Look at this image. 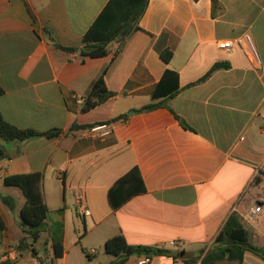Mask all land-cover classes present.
<instances>
[{"label":"crops","instance_id":"0c3cea01","mask_svg":"<svg viewBox=\"0 0 264 264\" xmlns=\"http://www.w3.org/2000/svg\"><path fill=\"white\" fill-rule=\"evenodd\" d=\"M109 1L0 0V110L20 128L63 129L53 138L2 141L7 157L0 160V190L8 175L44 174V200L64 223L63 257L53 259L47 243L53 264H110L115 258L105 243L118 234L131 245L169 251L152 264H203L232 214L241 218L251 243L263 247L264 0H218L215 15L212 0H149L141 30L123 44L114 42L104 57L56 46L79 47ZM246 35L261 66L239 43ZM224 40L235 44L222 49ZM168 48L169 63L161 57ZM215 64L223 66L194 84ZM104 68L115 95L83 113L88 88ZM167 69L179 76L181 90L154 99ZM150 104L156 107L141 111ZM74 124H107L112 132L92 138L90 128L72 130ZM133 167L146 191L114 209L109 190ZM5 187L0 193L16 191L11 197L20 203L12 211L0 198L7 224L1 248L11 245L4 239L9 221L3 208L15 222L26 201L22 190ZM257 202L258 220L249 221ZM14 256L16 264L19 252ZM242 264L264 259L246 252Z\"/></svg>","mask_w":264,"mask_h":264},{"label":"trees","instance_id":"16d2710c","mask_svg":"<svg viewBox=\"0 0 264 264\" xmlns=\"http://www.w3.org/2000/svg\"><path fill=\"white\" fill-rule=\"evenodd\" d=\"M215 15V9L218 6V0H212ZM149 0H110L104 10L85 33L82 44L79 47H63L56 44L60 49L68 52H80L85 56L92 58L104 57L109 54L110 46L117 40L123 42L134 32L141 30L139 21L145 13ZM121 47V46H120ZM119 53V49L116 55ZM165 62L169 63L173 57V52L169 48L161 53ZM223 65L215 64L211 70L196 83H201L208 79L214 71L220 69ZM108 68H104L101 74L90 84L81 112H88L106 102L115 94L111 92L106 85V74ZM181 90L179 76L173 71L167 69L163 79L158 84L153 93V98L162 96L174 97ZM5 93L0 85V96ZM155 104H150L142 108L141 111L152 110ZM184 126H187L184 123ZM74 124L72 130L92 128ZM63 133L62 128H53L45 132H40L32 128L17 127L4 118L0 110V160L7 157L6 149L1 144L2 141L13 143L22 142L31 139L46 137L53 138ZM44 181L43 173L12 174L4 178L3 182L8 187H18L22 190L26 201L19 212L20 225L27 233V236L20 240L18 252L29 248L27 239H32L37 243L44 233L47 224L49 208L42 194ZM146 191L144 180L138 167H133L128 173L119 178L109 190V201L114 209H119L128 200L135 195ZM2 202L12 211L16 209V201L11 196H5L0 193ZM63 208L59 209L60 213ZM62 226L63 222L59 221ZM7 230L6 221L0 211V236ZM50 238L53 249V259H58L64 255V233L62 237L56 239L53 229L50 227ZM216 243L218 246L209 251L202 259L203 264H217L221 260H228L242 264L246 252H252L264 259V246H255L250 241L249 231L246 229L241 218L237 214H232L225 222L219 233ZM34 254H37L35 246ZM105 251L115 259L110 264H124L132 256H159L167 255L168 250L157 246L131 245L122 234L109 238L105 243ZM16 261V260H15ZM14 261H3L0 264H13Z\"/></svg>","mask_w":264,"mask_h":264},{"label":"rangeland","instance_id":"374dc122","mask_svg":"<svg viewBox=\"0 0 264 264\" xmlns=\"http://www.w3.org/2000/svg\"><path fill=\"white\" fill-rule=\"evenodd\" d=\"M5 188L6 187L2 184L0 192L6 194ZM13 189L21 191V189L18 187H13ZM15 192L16 191H12V192L10 191V195L11 196L13 195L15 197ZM16 197H17V195H16ZM19 199H20V197L17 198V201H16L17 205H19L18 202L20 203ZM3 209H4L5 216L7 217L8 221H9V231H8V234L5 235L4 239L8 240L11 243V245L8 246L7 248H1L0 247V252H4V251L8 250V252L16 251L18 253V245L20 243V240L23 237L27 236V233L21 227L20 222H19L20 218L18 217V215H16V217H15L16 220L14 222V221H12V214L9 213L5 209V207ZM73 209L76 210L75 207ZM56 213H58L57 210L55 212L52 211L49 213L48 219H47V224L44 228L45 229L44 233L42 235V238L37 243H35L30 238L27 239V242L30 244V247L19 252V259H18L16 264H53L52 258L47 253V248L48 249L50 248V246H47V243L51 242L50 227L53 229L54 236L56 239L60 238V236L62 237V234L64 233V226H62V224L57 219ZM61 214H63V212ZM71 219H72V217H71ZM63 225H64V223H63ZM34 246L37 250V254H34V251H33ZM84 258L86 259V261H84L85 259L80 257L81 262L82 263L88 262V258L86 257V255ZM114 258H115V256H114ZM88 264H94V263H88Z\"/></svg>","mask_w":264,"mask_h":264},{"label":"built area","instance_id":"2783aa9c","mask_svg":"<svg viewBox=\"0 0 264 264\" xmlns=\"http://www.w3.org/2000/svg\"><path fill=\"white\" fill-rule=\"evenodd\" d=\"M239 43L244 46L246 44V48L250 50V53L253 56L254 63L256 66H261L262 61L257 53V50L253 44L252 37L250 35H246L243 41H239ZM235 42L233 40H224L219 42L220 48L222 49H230L234 46ZM111 127L107 124L98 125L90 128L88 130V136L92 138H102L111 133ZM262 210V204L257 202L254 204V207L250 210L249 215L246 216V219L249 221L258 220V216ZM172 246H175L174 242H171ZM7 260H15L14 252L3 253L0 252V262ZM153 256L150 255H142L139 256L137 264H152Z\"/></svg>","mask_w":264,"mask_h":264}]
</instances>
